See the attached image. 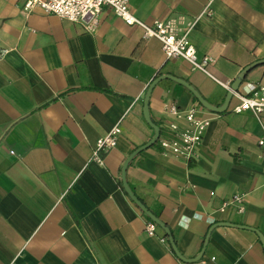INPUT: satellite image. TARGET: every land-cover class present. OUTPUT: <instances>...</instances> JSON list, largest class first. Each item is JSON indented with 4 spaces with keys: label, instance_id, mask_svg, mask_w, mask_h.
<instances>
[{
    "label": "crops",
    "instance_id": "0c3cea01",
    "mask_svg": "<svg viewBox=\"0 0 264 264\" xmlns=\"http://www.w3.org/2000/svg\"><path fill=\"white\" fill-rule=\"evenodd\" d=\"M210 2L214 16L197 24L191 40L200 58L215 60L211 72L233 84L264 61V0H130V10L151 25L177 15L195 18ZM22 5L0 0V264H264L257 119L235 114V97L226 112L208 111L170 80L152 92L150 117L160 138L170 137V104L213 119L196 161L164 155L157 142L126 173L185 260L206 246L201 261L186 263L160 227L155 237L146 233L148 216L124 190L123 167L155 136L144 101L156 79H181L218 108L229 92L186 61L166 59L158 40L145 39L109 8L97 31L86 33L40 9L26 17ZM259 83L264 66L240 90ZM116 125L122 133L104 166L89 163L96 142ZM236 195L245 196L246 211L222 213L223 202ZM223 223L232 226L215 227Z\"/></svg>",
    "mask_w": 264,
    "mask_h": 264
},
{
    "label": "built area",
    "instance_id": "2783aa9c",
    "mask_svg": "<svg viewBox=\"0 0 264 264\" xmlns=\"http://www.w3.org/2000/svg\"><path fill=\"white\" fill-rule=\"evenodd\" d=\"M22 14L28 17L34 10L40 9L48 15H53L61 20L79 25L86 33H95L100 24V18L105 8L111 9L128 26H137L143 31L145 39H156L162 45L166 59H182L189 63L193 70L200 71L226 91L232 92L238 100V105L233 109L237 115L251 113L262 125L263 134L258 145L264 149V83L250 85L247 92L238 90L233 92L232 83H224L210 70L215 60L210 56L200 58L191 36L197 24L214 16L212 2L202 13L195 18L177 15L166 21H155L148 25L136 18L130 10V0H22ZM165 128L170 134L169 138H159L158 145L164 155L182 158L186 161L198 159V147L210 127L213 119L202 118L196 108L182 109L177 104H170L165 109ZM120 125H116L109 134L100 138L92 151L89 163L104 166L105 156L118 146L121 135ZM14 154V153H13ZM230 207H236L238 213L246 211V199L243 195H236L225 200L221 207L224 213ZM158 226L148 221L146 233L155 237ZM162 243H167L165 237Z\"/></svg>",
    "mask_w": 264,
    "mask_h": 264
},
{
    "label": "water",
    "instance_id": "95a60500",
    "mask_svg": "<svg viewBox=\"0 0 264 264\" xmlns=\"http://www.w3.org/2000/svg\"><path fill=\"white\" fill-rule=\"evenodd\" d=\"M261 66H264V61H259V62L255 63V64H253V65L245 68L242 71V73L238 76V78L235 80V82L233 83V85H232L233 92H237L240 89V87L242 86V84L245 82V80L247 79L248 75L253 70H255V69H257L258 67H261ZM163 80H170V81H173V82H175V83H177L179 85H182V86L186 87L194 95L195 99L200 103V105L202 107H204L208 111H211V112L217 113V114H222V113L226 112V110L228 109L229 103H230L231 99L233 98V93L232 92H229L224 106L218 108V107H214L211 104H209L190 84H188L187 82H185V81H183L181 79H178V78H175V77H171V76H162V77H159L158 79H156L151 84V86H150V88H149V90L147 92L145 101H144V115H145V120L155 130V136H154V138L152 139V141L148 145H146L145 147H143V148L139 149L138 151H136L127 160V162L125 163V165L123 167V172H122L123 188L126 191V193L129 195V197L132 199V201L141 209V211L145 215H147L151 219L152 222H154L158 227H160L164 232H166V235L170 237V242L172 243V246L174 248V251L176 252L177 256L182 261H184L186 263H196V262L201 261L202 258L204 257L206 246L203 248L201 254L196 259L191 260V261L185 260L180 255V253L177 251V249L175 247V244H174V241H173V239H172V237L170 235V232L167 229L166 225H164L155 216H153L147 210V208L138 200V198L134 195V193L132 192V190L128 186V183H127V180H126L127 169L129 167L130 163L132 162V160L134 159V157H136L140 152H142V151H144V150H146L148 148L153 147L158 142V140L160 138L161 130H160L159 127H157L156 125H154L153 122H152V120H151L149 105H150V99H151V95H152V92H153L154 88L158 85V83H160ZM218 226H228L229 227V226H232V225H228V224H224L223 223V224L216 225L215 227H218ZM259 236H260V239H261V241H262V243L264 245V238H263V236L260 235V234H259ZM207 241H208V239H207Z\"/></svg>",
    "mask_w": 264,
    "mask_h": 264
},
{
    "label": "trees",
    "instance_id": "16d2710c",
    "mask_svg": "<svg viewBox=\"0 0 264 264\" xmlns=\"http://www.w3.org/2000/svg\"><path fill=\"white\" fill-rule=\"evenodd\" d=\"M147 219H148L149 221H151V219H150V218H148V217H147Z\"/></svg>",
    "mask_w": 264,
    "mask_h": 264
}]
</instances>
